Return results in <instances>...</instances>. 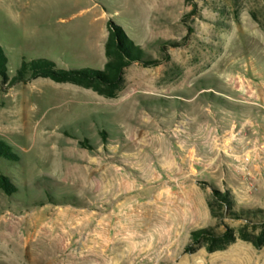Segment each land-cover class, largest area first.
I'll return each instance as SVG.
<instances>
[{"label":"rangeland","instance_id":"rangeland-1","mask_svg":"<svg viewBox=\"0 0 264 264\" xmlns=\"http://www.w3.org/2000/svg\"><path fill=\"white\" fill-rule=\"evenodd\" d=\"M109 23L160 61L125 68L112 98L0 85V141L17 156L0 159L16 189L0 190V264H264V247L192 238L222 231L212 188L264 211V0H0L6 75L22 58L101 70Z\"/></svg>","mask_w":264,"mask_h":264},{"label":"trees","instance_id":"trees-1","mask_svg":"<svg viewBox=\"0 0 264 264\" xmlns=\"http://www.w3.org/2000/svg\"><path fill=\"white\" fill-rule=\"evenodd\" d=\"M108 29L109 34L104 46V55L108 60L101 70L86 68L58 70L48 60L28 61L22 58L15 75L9 78L6 75L8 60L0 46V85L2 89H10L16 85L42 78L57 83L69 82L92 88L99 95L112 98L121 84L125 68L133 63H139L145 67H155L160 64V61L151 59L138 46H135L121 26L109 23ZM187 30L188 34L181 41L165 43L162 51L167 52L168 47H181L192 32L190 28ZM0 159L17 161V156L2 141H0ZM0 190L7 196L16 192L13 185L3 176H0ZM207 207L210 216L222 227V231H217L212 227L192 232L193 242H202L206 252L223 251L238 240L251 245L254 249L264 247V211L262 209L236 207L229 191L221 193L213 188ZM225 220L239 222V226L230 227Z\"/></svg>","mask_w":264,"mask_h":264},{"label":"crops","instance_id":"crops-1","mask_svg":"<svg viewBox=\"0 0 264 264\" xmlns=\"http://www.w3.org/2000/svg\"><path fill=\"white\" fill-rule=\"evenodd\" d=\"M195 123V129L197 128V125L199 124L197 121L194 120Z\"/></svg>","mask_w":264,"mask_h":264}]
</instances>
